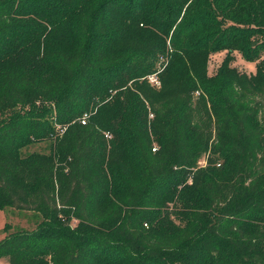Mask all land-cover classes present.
I'll return each mask as SVG.
<instances>
[{
  "label": "trees",
  "instance_id": "16d2710c",
  "mask_svg": "<svg viewBox=\"0 0 264 264\" xmlns=\"http://www.w3.org/2000/svg\"><path fill=\"white\" fill-rule=\"evenodd\" d=\"M263 56L264 0H0V211L35 225L0 259L264 264Z\"/></svg>",
  "mask_w": 264,
  "mask_h": 264
},
{
  "label": "rangeland",
  "instance_id": "374dc122",
  "mask_svg": "<svg viewBox=\"0 0 264 264\" xmlns=\"http://www.w3.org/2000/svg\"><path fill=\"white\" fill-rule=\"evenodd\" d=\"M226 57V52L215 54L211 57L209 62V74L213 75L215 71L222 64ZM235 61L233 67H236L240 72L247 74H255L256 64L246 62L241 54H234ZM264 58V56H263ZM154 76H158L155 74ZM158 78V77H157ZM199 92H196V96H199ZM157 148V146H154ZM49 144L32 145L21 150L22 157H26L34 152L48 153ZM201 165H205V159L200 162ZM35 228L33 221V213L31 212H20L14 209L7 211H0V241L3 240L8 234L14 233L20 230H32ZM0 264H8L4 259H0Z\"/></svg>",
  "mask_w": 264,
  "mask_h": 264
},
{
  "label": "built area",
  "instance_id": "2783aa9c",
  "mask_svg": "<svg viewBox=\"0 0 264 264\" xmlns=\"http://www.w3.org/2000/svg\"><path fill=\"white\" fill-rule=\"evenodd\" d=\"M150 82H151L153 85L160 86V82H159L157 76H152V77H150ZM88 117H89L88 114L84 115V117H83V119H82V124H83V125H86V122H87V120H88ZM152 117H153V116H151V118H152Z\"/></svg>",
  "mask_w": 264,
  "mask_h": 264
}]
</instances>
